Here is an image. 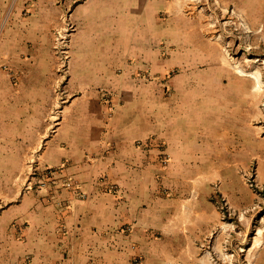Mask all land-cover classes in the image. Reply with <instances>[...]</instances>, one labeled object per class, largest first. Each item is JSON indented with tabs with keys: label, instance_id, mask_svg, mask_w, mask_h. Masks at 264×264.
Listing matches in <instances>:
<instances>
[{
	"label": "crops",
	"instance_id": "obj_1",
	"mask_svg": "<svg viewBox=\"0 0 264 264\" xmlns=\"http://www.w3.org/2000/svg\"><path fill=\"white\" fill-rule=\"evenodd\" d=\"M26 1L0 0V171L5 186H13V172L32 163L56 176L50 190L1 207L2 229L20 235L1 247L0 264H137V257L141 264L173 262L167 251L175 250V236L185 234L181 249L189 250L190 239L214 224L216 214L210 206V213L200 206L189 210L179 200L170 212L162 187L205 165L221 170L207 158L208 139L216 138L207 120L225 126L228 106L208 117L205 104L189 99L172 111L158 94L145 93L152 85L129 80L126 71L116 76L81 67L71 72L69 96L51 128L58 100L48 32L59 8ZM12 221L23 225L15 230ZM157 234L169 237L159 242Z\"/></svg>",
	"mask_w": 264,
	"mask_h": 264
},
{
	"label": "rangeland",
	"instance_id": "obj_2",
	"mask_svg": "<svg viewBox=\"0 0 264 264\" xmlns=\"http://www.w3.org/2000/svg\"><path fill=\"white\" fill-rule=\"evenodd\" d=\"M32 1L59 8L48 32L58 100L51 128L69 96L71 72L81 67L116 76L126 71L129 80L152 85L145 93L158 94L172 111L189 99L205 104L208 117L228 106L225 126L207 120V132L216 137L208 139L207 158L216 159L221 170L205 165L197 174L183 172L181 183L162 187L167 210L179 200L189 210L200 206L210 213V206L216 214L214 224L190 239L189 250L181 249L185 234L175 236V250L167 251L174 261L167 264H264V0H27L26 5ZM22 13L28 15L29 8ZM13 175V186H5L6 173L0 171V209L27 193L50 190L56 176L33 163ZM9 228L0 226V249L20 235L7 233ZM157 237L161 242L169 236ZM133 263L141 264V258Z\"/></svg>",
	"mask_w": 264,
	"mask_h": 264
},
{
	"label": "bare ground",
	"instance_id": "obj_3",
	"mask_svg": "<svg viewBox=\"0 0 264 264\" xmlns=\"http://www.w3.org/2000/svg\"><path fill=\"white\" fill-rule=\"evenodd\" d=\"M239 73L244 75V73H242V70H239ZM245 74H246V73H245ZM253 77H254L255 80H256V87L259 88V87H260V77H259V74L256 73V75H254Z\"/></svg>",
	"mask_w": 264,
	"mask_h": 264
},
{
	"label": "built area",
	"instance_id": "obj_4",
	"mask_svg": "<svg viewBox=\"0 0 264 264\" xmlns=\"http://www.w3.org/2000/svg\"><path fill=\"white\" fill-rule=\"evenodd\" d=\"M164 163H166V160H164ZM66 186H68V187H69V186H70V183H67V184H66Z\"/></svg>",
	"mask_w": 264,
	"mask_h": 264
}]
</instances>
